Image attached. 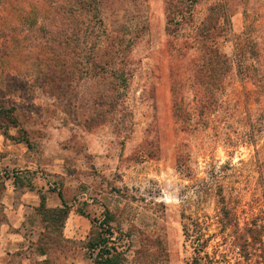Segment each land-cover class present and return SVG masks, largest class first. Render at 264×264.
<instances>
[{"label": "rangeland", "instance_id": "374dc122", "mask_svg": "<svg viewBox=\"0 0 264 264\" xmlns=\"http://www.w3.org/2000/svg\"><path fill=\"white\" fill-rule=\"evenodd\" d=\"M62 1L0 0V62L9 66L0 75V106L15 121L0 114V178L16 172L20 187H32L38 176L72 209L68 238L44 230L29 213L24 252L31 264H95V252L91 257L85 248L90 221L77 209L101 219L104 208L113 215L114 240L124 244L123 264H193L194 247L204 239L201 255L232 264L236 235L250 238L255 228L263 243L254 247L252 263L264 264V86L254 75L241 78L234 62V38L247 14L263 54L259 63L248 62L264 74V0H226L230 29L217 46L232 69L217 103L204 112L193 92L184 94L187 123L172 114L163 0H118L103 9L109 29L124 25L134 37L132 74L112 118L90 103L107 82L101 86L80 71L90 58L79 64L85 60L75 50L79 39L64 32ZM216 1L193 5L179 40ZM219 194L235 218L225 231Z\"/></svg>", "mask_w": 264, "mask_h": 264}, {"label": "trees", "instance_id": "16d2710c", "mask_svg": "<svg viewBox=\"0 0 264 264\" xmlns=\"http://www.w3.org/2000/svg\"><path fill=\"white\" fill-rule=\"evenodd\" d=\"M116 1L118 0H63V10H61L60 16L64 32L68 31L74 39H79V42L75 43V50L80 61L81 58L83 60L87 57L90 58L89 64H85L80 71L86 76L89 75L91 79H97L101 86L107 82V88L96 91L91 97L90 103L97 107H106L104 113L109 114L111 118L114 115L115 106L122 99V94L132 74L128 48L134 40V37L126 30V26L123 25L118 30H111L104 23L103 9L111 7ZM198 1L163 0L166 18L165 29L168 35L167 50L171 59L169 76L172 114L182 123H187L188 115V111L184 109L186 107L183 105L184 94L189 91L193 92L198 105L202 107V112L205 108L214 106L218 101L217 94L224 87L233 62L217 46L218 38L225 35L230 29L226 0L212 2L203 19L193 27L191 35L184 40H179L177 35L185 23H190L191 8ZM247 17V14H244V29L239 36L234 38V62L241 78L248 75L250 77L256 76L260 85L264 86V74L259 70L260 66H253L248 62V60H255L259 63L263 59V54L259 43L251 38L252 23L248 21ZM126 35L129 37L126 38ZM185 58L188 59L187 62L183 61ZM85 62L87 60L79 64ZM4 65L6 64L0 62V75L5 73L6 67H9ZM10 113V110H5L0 106V114L6 115L11 120ZM93 114L95 115L96 112ZM11 121L15 122L14 120ZM23 141L28 143L25 139ZM4 186V182L0 180V188L3 189ZM58 196L62 201L61 206L48 207L46 206L45 195L40 194V203L35 208V214L45 223L44 230L56 231L60 236H63V227L69 216L71 205L65 202L60 192H58ZM219 203V220L221 229L225 231L234 225L235 218L230 207L227 206L225 197L221 194H219ZM77 212L90 221L85 248L91 257L95 252L94 263L123 264L125 248L123 247L124 244L115 241L113 238L115 229L111 225L112 213L104 208L103 217L99 219L90 217L83 209H77ZM261 227L264 230L263 224H260L259 228ZM258 231L255 228L250 238L245 237L244 234L236 235L234 246L238 251L233 250L235 258L232 264H254L252 257L255 246L263 243L259 239ZM206 246L207 239H204L194 247L196 256L192 259L193 264H214V261L207 254H200ZM38 248L40 253L46 254V249ZM239 256L242 259H238ZM202 259H205L206 262L201 263Z\"/></svg>", "mask_w": 264, "mask_h": 264}, {"label": "crops", "instance_id": "0c3cea01", "mask_svg": "<svg viewBox=\"0 0 264 264\" xmlns=\"http://www.w3.org/2000/svg\"><path fill=\"white\" fill-rule=\"evenodd\" d=\"M9 156L7 155L3 159ZM17 174L16 172L11 173V176L6 174L4 178H0L5 185L3 189L4 199L2 200L5 219L0 224V264H31L32 258L29 254H26L27 252H24L28 248L30 237V235L26 234V226L30 225L33 227L29 220V213L31 211L35 212V208L40 203V194L45 195L46 206L48 207H58L62 203L58 193L50 190L49 183H40V177L36 176V182L32 181V187H20L19 176ZM65 202L68 203L66 200ZM71 212L72 209L68 218ZM63 236L66 238L70 237L65 234L64 227ZM13 257H22L21 263L14 262L12 260ZM41 257L46 258L45 255Z\"/></svg>", "mask_w": 264, "mask_h": 264}]
</instances>
